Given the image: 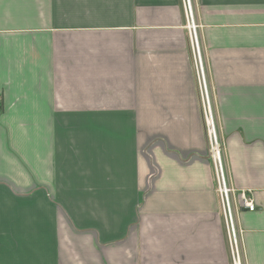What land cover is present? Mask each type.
Listing matches in <instances>:
<instances>
[{
  "label": "crops",
  "instance_id": "1",
  "mask_svg": "<svg viewBox=\"0 0 264 264\" xmlns=\"http://www.w3.org/2000/svg\"><path fill=\"white\" fill-rule=\"evenodd\" d=\"M192 1L264 264V0ZM185 25L181 0H0V264H232Z\"/></svg>",
  "mask_w": 264,
  "mask_h": 264
},
{
  "label": "built area",
  "instance_id": "2",
  "mask_svg": "<svg viewBox=\"0 0 264 264\" xmlns=\"http://www.w3.org/2000/svg\"><path fill=\"white\" fill-rule=\"evenodd\" d=\"M181 4L185 16V28L188 34V41L193 57L197 84L201 98L203 120L208 140V148L215 171L217 184L216 188L219 197L220 208L225 219L232 264H241L239 244L237 240V227L234 217V191L230 186L228 178L226 176V171L223 163L222 140L219 136V132L215 123L213 109L208 94L205 67L201 55V47L198 36V24L196 22V17L194 14L193 1L181 0ZM240 204L250 211L254 209L253 201L243 193L240 194Z\"/></svg>",
  "mask_w": 264,
  "mask_h": 264
}]
</instances>
